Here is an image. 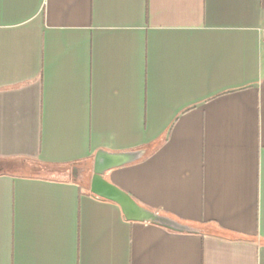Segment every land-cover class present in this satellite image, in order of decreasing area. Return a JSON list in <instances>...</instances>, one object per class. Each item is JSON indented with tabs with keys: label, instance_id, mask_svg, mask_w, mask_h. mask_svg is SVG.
I'll use <instances>...</instances> for the list:
<instances>
[{
	"label": "crops",
	"instance_id": "obj_1",
	"mask_svg": "<svg viewBox=\"0 0 264 264\" xmlns=\"http://www.w3.org/2000/svg\"><path fill=\"white\" fill-rule=\"evenodd\" d=\"M263 40L264 0H0V264H264Z\"/></svg>",
	"mask_w": 264,
	"mask_h": 264
},
{
	"label": "water",
	"instance_id": "obj_2",
	"mask_svg": "<svg viewBox=\"0 0 264 264\" xmlns=\"http://www.w3.org/2000/svg\"><path fill=\"white\" fill-rule=\"evenodd\" d=\"M138 152H108L100 150L96 153L91 178V192L103 199L118 203L128 220L131 221H156L174 229L185 230L186 227L169 218L140 205L129 193L119 188L104 177L110 169L122 166L136 160Z\"/></svg>",
	"mask_w": 264,
	"mask_h": 264
},
{
	"label": "rangeland",
	"instance_id": "obj_3",
	"mask_svg": "<svg viewBox=\"0 0 264 264\" xmlns=\"http://www.w3.org/2000/svg\"><path fill=\"white\" fill-rule=\"evenodd\" d=\"M90 176H91V164H82L80 166V174L75 175V179L79 180L81 184L83 185V188L85 190L88 189V183L90 181Z\"/></svg>",
	"mask_w": 264,
	"mask_h": 264
},
{
	"label": "trees",
	"instance_id": "obj_4",
	"mask_svg": "<svg viewBox=\"0 0 264 264\" xmlns=\"http://www.w3.org/2000/svg\"><path fill=\"white\" fill-rule=\"evenodd\" d=\"M3 170H10V167L0 169L1 172H2ZM97 197H98V196H97Z\"/></svg>",
	"mask_w": 264,
	"mask_h": 264
},
{
	"label": "built area",
	"instance_id": "obj_5",
	"mask_svg": "<svg viewBox=\"0 0 264 264\" xmlns=\"http://www.w3.org/2000/svg\"><path fill=\"white\" fill-rule=\"evenodd\" d=\"M263 43H264V40H263Z\"/></svg>",
	"mask_w": 264,
	"mask_h": 264
}]
</instances>
